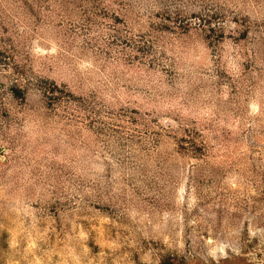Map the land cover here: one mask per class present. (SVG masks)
Listing matches in <instances>:
<instances>
[{"label": "rangeland", "instance_id": "1", "mask_svg": "<svg viewBox=\"0 0 264 264\" xmlns=\"http://www.w3.org/2000/svg\"><path fill=\"white\" fill-rule=\"evenodd\" d=\"M0 264H264V0H0Z\"/></svg>", "mask_w": 264, "mask_h": 264}, {"label": "trees", "instance_id": "2", "mask_svg": "<svg viewBox=\"0 0 264 264\" xmlns=\"http://www.w3.org/2000/svg\"><path fill=\"white\" fill-rule=\"evenodd\" d=\"M50 85L53 86V87L52 88H48V89H44V91H43L44 94H47L49 98L52 97V96H49L50 94H52V90L56 89V87L52 83Z\"/></svg>", "mask_w": 264, "mask_h": 264}]
</instances>
